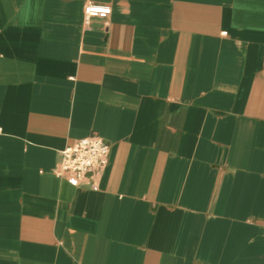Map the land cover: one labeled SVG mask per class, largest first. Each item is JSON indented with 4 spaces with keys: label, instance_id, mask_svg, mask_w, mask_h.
I'll list each match as a JSON object with an SVG mask.
<instances>
[{
    "label": "crops",
    "instance_id": "0c3cea01",
    "mask_svg": "<svg viewBox=\"0 0 264 264\" xmlns=\"http://www.w3.org/2000/svg\"><path fill=\"white\" fill-rule=\"evenodd\" d=\"M0 264H264V0H0Z\"/></svg>",
    "mask_w": 264,
    "mask_h": 264
},
{
    "label": "built area",
    "instance_id": "2783aa9c",
    "mask_svg": "<svg viewBox=\"0 0 264 264\" xmlns=\"http://www.w3.org/2000/svg\"><path fill=\"white\" fill-rule=\"evenodd\" d=\"M84 12L86 17H107L111 14L112 8L109 5L88 2ZM110 151V144L106 139L93 132L65 147L52 172L76 186L86 184L97 188L98 175L110 163Z\"/></svg>",
    "mask_w": 264,
    "mask_h": 264
}]
</instances>
